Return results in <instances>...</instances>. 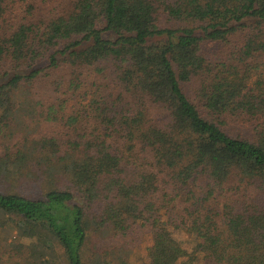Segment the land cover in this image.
Listing matches in <instances>:
<instances>
[{
  "label": "trees",
  "instance_id": "obj_1",
  "mask_svg": "<svg viewBox=\"0 0 264 264\" xmlns=\"http://www.w3.org/2000/svg\"><path fill=\"white\" fill-rule=\"evenodd\" d=\"M39 105L0 264H128L92 242L144 229L142 264H264V0H0V138Z\"/></svg>",
  "mask_w": 264,
  "mask_h": 264
},
{
  "label": "rangeland",
  "instance_id": "obj_2",
  "mask_svg": "<svg viewBox=\"0 0 264 264\" xmlns=\"http://www.w3.org/2000/svg\"><path fill=\"white\" fill-rule=\"evenodd\" d=\"M42 103L49 99L53 100L52 98H48V96L42 94L41 95ZM46 108L48 107V102L45 104ZM76 107L75 102H71L66 105L63 113L70 114L73 109ZM37 116L35 118L23 116L21 117L20 131L13 137L8 138V140L3 137L0 138V151L2 152V145L5 146H12L14 143L19 141H23V139L29 138L30 141L32 138H35L38 135L44 134L49 132L51 129L48 128V124L44 120L45 112L41 106H38ZM42 110V111H41ZM154 116L157 115V112H153ZM16 128L14 126L13 130ZM9 131L6 129L5 133L1 135L8 136ZM29 134L32 136L30 137ZM18 140V141H17ZM98 240V239H97ZM94 240L92 242V248H101L103 250H117L124 254H128V264H142L143 259L145 258L151 241V235L147 232V230H139L135 235L129 234L126 237H106L105 239L101 240Z\"/></svg>",
  "mask_w": 264,
  "mask_h": 264
}]
</instances>
